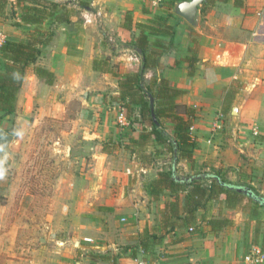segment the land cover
<instances>
[{"label": "crops", "instance_id": "1", "mask_svg": "<svg viewBox=\"0 0 264 264\" xmlns=\"http://www.w3.org/2000/svg\"><path fill=\"white\" fill-rule=\"evenodd\" d=\"M14 1L7 0L0 9V35L5 40H25L35 25L15 24L19 20ZM233 1L205 0L200 6L197 29L176 14L170 16L173 3L166 6L167 10L157 7L159 4H153L152 0H87L89 6L79 10L84 11L81 15L85 21L75 20L76 8L71 24H55L52 38L41 47L40 56L28 68L26 111L35 101L40 102L42 115L58 116L64 107L63 98L81 94L86 111H94V115L101 117L96 132L88 131L90 138L99 140L98 157L104 158L110 151L123 152L118 161L111 159L105 167L109 178L119 173L122 189L117 196H111L109 203L99 206L98 211L113 216L115 223L125 218L136 235L121 233L117 243L108 239L101 245L96 244L90 264H135L139 254H149L159 264H252L243 259L249 247L258 245L264 251V206L257 207V214L253 215L256 202L242 193L234 208L226 206L225 194L208 202L205 209L196 212L190 226L174 228L145 253L136 245L126 247L132 239L138 245L140 235L146 231L161 233L159 212L172 199L168 190L158 199L145 191L146 184L166 165H160V161L171 153L165 146L156 144L153 136L143 139L142 133L148 132L151 126L138 120L139 105L132 104L133 118L125 126L117 124L115 107L123 103L120 82L143 64L131 46L140 34L137 23L156 26L157 17L168 16L167 24L174 30L171 37L150 34L145 28L147 53L156 58V65L145 68L143 77L150 85L163 77L171 88L180 91L175 102L194 110L190 132L194 141L193 162L178 160L177 155L175 168L183 161L191 171L189 175L196 170H219L230 182L251 186L259 195L264 191V9L251 7L248 0H239L241 5L236 7ZM98 15L101 20L96 19ZM50 23L46 20L42 29H48ZM100 24L122 36L123 41L126 37L131 42L124 43L121 50L110 48L104 35L97 31ZM130 47L133 53L128 52ZM190 57H194L193 69L188 66ZM37 66L52 73V84L37 76L34 71ZM24 87L25 82L21 91ZM233 107L236 113H232ZM254 129H258V134L253 133ZM130 137L136 142H130ZM103 145H106L105 151ZM227 169L237 179L227 177ZM126 170L131 173L127 174ZM176 172L180 175L177 169ZM124 184L132 186L131 194L125 193ZM139 185L144 194L141 201L133 199L140 192ZM212 217L230 222L212 230L206 224ZM92 226L88 235L97 237L100 230ZM68 242L61 239L57 241L59 246H55L60 254L69 257L65 261L72 264L77 255ZM259 264H264V260Z\"/></svg>", "mask_w": 264, "mask_h": 264}, {"label": "rangeland", "instance_id": "2", "mask_svg": "<svg viewBox=\"0 0 264 264\" xmlns=\"http://www.w3.org/2000/svg\"><path fill=\"white\" fill-rule=\"evenodd\" d=\"M248 1L251 7L264 9V0ZM172 2L162 0L157 7L168 10L166 6ZM81 13L84 11H78L76 21H85ZM96 19L102 17L98 15ZM97 31L115 50L131 42L126 37L123 41L122 36L101 24ZM128 52L133 53L131 47ZM24 88L11 124L14 139L0 155V264H70L64 259L69 257L60 254L55 246L61 239L69 241V248L75 249L77 256L72 264H90L96 244L108 239L117 243L121 233L136 235L128 221L115 223L113 216L98 211L99 206L109 203L111 196H117L122 189L119 173L109 178L105 167L111 159L118 161L123 152L110 151L104 158L98 157L99 140L90 138L88 131L96 132L101 117L94 115V111H86L81 94L63 98L64 107L58 116H44L40 102L34 101L26 111V80ZM52 109L55 111L53 103ZM8 125L4 119L3 126ZM171 162L169 155L159 164L165 163L161 168L168 169ZM176 169L180 175L191 172L183 161L177 163ZM226 176L234 178L231 169L226 170ZM123 189L126 194L132 193L131 185L124 184ZM138 190L133 199L141 201L144 194L140 185ZM260 193L264 195V191ZM92 225L100 230L97 237L88 235ZM132 240L126 247L137 246ZM138 258L158 263L149 254H139Z\"/></svg>", "mask_w": 264, "mask_h": 264}, {"label": "trees", "instance_id": "3", "mask_svg": "<svg viewBox=\"0 0 264 264\" xmlns=\"http://www.w3.org/2000/svg\"><path fill=\"white\" fill-rule=\"evenodd\" d=\"M175 1V0H173ZM7 0H0V9H3ZM173 3V2H172ZM14 5L18 8V22L35 25L25 40L6 39L0 46V57L3 67L0 69V127L11 133V124L19 109V93L25 82L26 72L31 64L36 62L41 53V47L46 44L54 34L55 24L69 25L72 23L71 16L77 10L85 9L89 3L85 0L53 2L49 0H15ZM233 5L239 7L241 2L234 0ZM76 8H78L76 10ZM203 9V7H202ZM170 16H176L171 13ZM179 18V16H176ZM168 16L157 17L158 24L151 26L137 23L140 29L139 36L131 43L133 49L141 56L142 66L134 74L125 75L120 82L122 88L119 107L126 109L128 119L133 118L134 108L132 104L139 105L138 120L148 122L151 129L143 134V139L153 136L156 144L163 145L173 157L174 149L177 151L178 160L186 159L193 162L192 148L194 141L190 135L192 117L194 110L189 107H182L174 100L180 92L171 88L163 77L155 79L153 85L146 84L143 77L145 68L156 65V58L147 53L146 44L148 43L145 28L149 29L150 34H167L173 36V28L167 24ZM50 20L48 29H42V24ZM157 41L154 42L156 44ZM194 57H190L189 68L193 69ZM38 77L44 78L47 84H52L53 75L48 70L35 67ZM136 94V95H135ZM151 99L153 103L151 105ZM9 123L8 127L3 126V120ZM142 134L140 136H142ZM130 142L136 139L130 137ZM127 145V144H125ZM106 145L102 149L106 150ZM107 152V151H106ZM1 157V156H0ZM171 157V159H172ZM194 174H204L199 179L181 181L174 178L172 174V164L168 169L158 172L157 177L150 180L146 186V193L153 199H158L160 195L168 190L172 199L165 203L160 210L159 230L161 233L146 231L141 234L138 240V247L142 253L147 252L150 245L161 242L165 234L170 233L176 227L190 226L195 214L200 209H205L208 202L217 200L221 194H225L227 207L234 208L240 201L242 195L229 187H242L228 181L219 170L201 171L196 170ZM250 190L258 194L251 186ZM258 203L254 204L253 215L257 212ZM204 220V217H202ZM230 221L225 218L212 217L206 220V224L216 230ZM134 257L136 254H133Z\"/></svg>", "mask_w": 264, "mask_h": 264}, {"label": "water", "instance_id": "4", "mask_svg": "<svg viewBox=\"0 0 264 264\" xmlns=\"http://www.w3.org/2000/svg\"><path fill=\"white\" fill-rule=\"evenodd\" d=\"M53 2H60V0H49ZM205 0H176L172 5V12L183 19H185L192 27L199 28L200 25V6ZM151 105L153 100L151 99ZM232 113H236V107H233ZM14 137L8 131L4 130L0 127V155H2L9 144L13 141ZM176 162H177V151L174 150V156L172 160V174L175 179L181 181H189L193 179H199L204 174H194V175H179L176 172ZM230 189H234L235 191L247 195L251 199H253L256 203L261 206H264V196L256 194L250 190L247 186L242 187H229Z\"/></svg>", "mask_w": 264, "mask_h": 264}, {"label": "built area", "instance_id": "5", "mask_svg": "<svg viewBox=\"0 0 264 264\" xmlns=\"http://www.w3.org/2000/svg\"><path fill=\"white\" fill-rule=\"evenodd\" d=\"M162 0H152L153 4L157 5ZM1 44L5 41L4 37L0 35ZM117 123L120 126H125L128 123V118L126 114V109L119 107L118 108V114H117ZM191 129V128H190ZM253 133L256 135L258 134V129H254ZM127 174H130V170H126ZM125 218H121V221H124ZM189 230H192V228H189ZM244 261L252 263V264H259L264 260V251L259 247L258 245L252 244L246 254L243 257ZM135 264H159L156 262H149L142 258H138L135 260Z\"/></svg>", "mask_w": 264, "mask_h": 264}]
</instances>
